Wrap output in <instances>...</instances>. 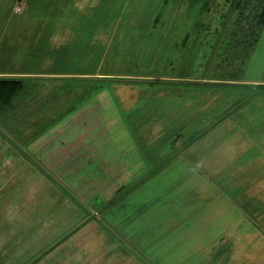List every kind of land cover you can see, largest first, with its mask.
I'll list each match as a JSON object with an SVG mask.
<instances>
[{"label":"rangeland","instance_id":"374dc122","mask_svg":"<svg viewBox=\"0 0 264 264\" xmlns=\"http://www.w3.org/2000/svg\"><path fill=\"white\" fill-rule=\"evenodd\" d=\"M243 1L115 0L113 8L122 12L123 18L119 19L115 33L106 31L115 24V16L103 19L99 37L102 49L109 45L105 56L84 58L87 69L93 64L97 68L101 60L102 74L93 79L96 82L86 83L82 78L73 79L77 77L73 75L63 76L61 82L51 78L47 83V79L26 77L24 87L13 97L15 105L0 110V264H32L35 260L36 264H107L103 260L107 258L109 264H120L127 262L129 254L137 264H159L150 258L149 250L135 248L136 243L147 242V234L128 236L116 228L120 226L117 224L120 219L113 222L101 211L105 194L99 188L103 176L110 171L106 166L111 168L123 157L128 166L140 162V150L148 149L154 142L150 140L156 138L161 127L165 129L161 121L154 124L148 121L151 114L146 112L152 109L147 108L142 112L148 122L134 134L126 122V110L135 106L144 91L175 81L173 87L178 94L185 91L183 95H187L192 89L198 93L197 98L194 95L187 98V110L199 109L198 103H203L215 115L223 106L233 109L235 99L249 98L251 103L247 107L251 106L254 113L246 109L236 112L235 117L231 113L230 120L220 119L214 128L209 127L214 116L197 114L194 123L185 129L187 134L193 133L192 129L204 132L203 141L214 142L206 145H213L211 148L215 150L206 149L204 142L205 146L196 145L198 152L193 154V159L205 163L217 151L219 162L214 165V181L224 198L227 193L229 198L244 193L242 196L249 200L245 201L244 214L238 211L239 216L219 201L214 203L213 210L209 206L207 210L188 214V221L170 232L172 238L163 241L165 248L161 251L168 252V264H183L180 262L191 256H196L197 264H264V233L258 234L248 213L257 212L252 220L262 225L259 192L249 194L240 187L249 177L246 174L254 172L249 165L258 167L257 174L250 175V179L264 175V136L257 137L261 143L256 141L251 148L254 131L264 133V112L257 109L258 104L264 105V94L258 86L255 94L247 88L239 89L241 92L236 97L230 91L226 97L211 102L212 96L203 88L205 83L215 80L264 79V25H261L257 2L251 3L253 7H245ZM123 6H127L126 10H121ZM22 7L18 6V11ZM1 27L0 0V67ZM3 59L7 69L35 70L37 65L45 70L63 67L60 57L39 63L36 60L34 64L28 59L21 62L15 57ZM64 66L74 69L71 61ZM103 76L125 79L127 83H118L116 92L111 87L100 90L98 82ZM253 82L259 84L256 80ZM40 86H45V90ZM177 98L171 96L170 102ZM177 100L185 106V100ZM220 115L224 117L225 113L220 112L217 117ZM146 131H149L147 135ZM155 142L153 145L158 143ZM67 145L70 146L68 155L64 150ZM107 157L114 158L112 163L103 166L109 163ZM94 183H98L97 188ZM260 187L264 201V185ZM218 196L221 195L218 193ZM231 205L238 210L236 203ZM221 220H226L229 226ZM98 224L105 230L94 233ZM198 228L205 230V240L197 241ZM223 229L226 232H218ZM206 232L214 236V247L197 248L208 242ZM96 242H103L105 248L93 249ZM114 255L120 258L119 262L112 260Z\"/></svg>","mask_w":264,"mask_h":264},{"label":"crops","instance_id":"0c3cea01","mask_svg":"<svg viewBox=\"0 0 264 264\" xmlns=\"http://www.w3.org/2000/svg\"><path fill=\"white\" fill-rule=\"evenodd\" d=\"M114 3L115 0H1V78L19 79L21 81L19 87L20 90L24 87L26 77L28 76L47 79V83L51 78L68 75V72L78 74L74 76H81L80 74L84 72H94V74L97 75L101 74V60L97 63V68H93L95 65L93 64L92 66L88 65V67L92 68L87 69V65L84 66L83 63L86 56H105L109 45L106 44L102 49L103 45L101 43V38L99 37L103 29V19L115 16V24L111 25L110 23L111 30H106L115 33L119 19L123 18V13L119 11L116 12L113 8ZM18 6H23V10L18 11ZM126 8L127 6H123L121 10H126ZM96 40H99L100 42L96 44ZM7 49L9 51L8 54L2 53ZM6 57L19 58L17 60L18 62L28 59L32 64H34V61L36 60H38L39 63L43 61L46 62L47 58L60 57L62 59L61 62L63 67L58 70H45L40 69L37 65L35 70H30L26 67L7 69L6 66L2 64V61L4 60L3 58ZM68 58H70V60ZM76 58H81V60ZM70 61L72 62V65L74 63L73 70H68L64 66ZM80 66H82V68H80ZM10 67L13 66L10 65ZM255 80L259 83L264 82V79L262 78L243 79V81L248 83ZM115 86H117V84ZM40 88L45 90V86L44 88L43 86H40ZM217 97L218 96H212L210 101L213 102L217 100ZM138 101L139 98L135 103L137 104ZM149 101H151V98L143 102L146 103ZM250 103L251 102H245L231 110L223 106L216 110L215 115H218L219 112H221V109H223L222 111L225 113V116L223 117L225 120L230 118L229 116L231 113L235 117V113L237 112V114H239L238 111L241 113L242 109H246L245 111H249L250 114L254 113L255 110L251 109V106L250 108L247 107ZM12 104L15 105V103ZM133 106H131V109ZM173 107L174 113L172 112V114L178 119H184L188 116L194 120L197 114L211 116V111L213 112V110L206 105L200 106L199 109H196V107L189 110H187V108L183 109V107L181 108L178 106V103L175 100ZM205 107L206 109H204ZM129 108L127 107V109ZM156 109L157 108L146 113H149L150 116V114H153ZM257 109L258 111L263 110L264 112V105L262 103L258 104ZM226 110H228V112ZM165 114L166 112L163 110L157 109L156 121L164 122L163 116ZM141 117L142 119H145L143 112L141 113ZM159 117H161V119H159ZM214 117L211 119L214 120ZM263 118L264 117H262V119ZM235 120L239 121V119ZM241 120L244 119L242 118ZM250 125L253 129L254 126L252 124ZM243 127L246 126L243 125ZM141 130H143V128H141ZM159 131L161 132L155 136L156 138L150 140L154 142L157 140L155 143H158L153 145L154 142H152L151 146H148V149L143 148L140 150V162L128 166L127 162H123L125 160L123 157L119 163L112 164V167L110 168L106 165L112 163L110 161H112L115 156L112 158L107 157L109 163H105L103 166H106L105 168L110 171H108L107 175L105 174V177L103 176V178H108L109 180H107V182L106 179L104 181L102 178L103 182L99 189H102L101 191L104 190L105 195L104 203L103 205H100V209L101 211L104 210V214H108L107 217L113 222H117V219H120V223H117L120 226L116 227L118 230H121L120 232H123L128 236L133 234L137 236L139 233L147 234L146 237L144 236L147 239V242L145 240L144 242L136 243L137 246L134 244L135 248L138 250L142 249L143 252L145 249L149 250L148 254L151 259L159 264H168L170 261L168 252L166 250L161 251V249L165 248L163 241L172 238L173 236L170 232H173V230L177 231L178 227H182V225L188 221V214L193 215V213L201 209L207 210V207L209 206H211L209 209L213 210L215 206L214 203L219 201L220 203H225L228 211H237L235 214L239 216V212H243L244 214V211H246L247 204H245V201L249 200V198L242 196L244 193L241 195L237 194L238 199L236 195L229 198L228 193L227 197L224 198L220 186H215L214 165H216V161L219 160V154H217V151H213L212 156H210L209 159L207 158L204 161L205 163L194 161L193 157H195V155L193 154L198 152L196 145L205 146L207 142L208 144H212L214 143L212 140H206L204 142L203 139H201L197 141L199 144L184 146L183 144H178L179 141L182 140L180 139L175 143L169 141L171 144H168L167 147V144H160V141L163 140L167 130L162 129L161 127V130ZM148 132L149 131H146V135ZM254 132L255 140L252 141L253 144H251V148L254 145V142L257 141L258 143L259 141L261 143L262 140L257 137L261 138L264 136V133L262 132H257L258 134L256 133V130ZM203 142L205 145H203ZM212 146L213 145H206L205 148L208 149ZM69 148V145H67L65 149L63 148L67 151V155L70 154ZM224 148L225 146L222 147V150ZM211 149L213 150L214 148ZM188 153L189 155L185 156ZM95 158H97V156ZM263 162L264 160H262V163ZM100 163L101 162H99V165H101ZM209 163L211 164V167H209ZM249 166L251 169L253 168L252 170H254V172L250 171L246 175L250 177V175L257 174L256 171L258 169L256 168L258 167L253 165ZM99 167L101 166H98V168ZM249 177L240 183V187L244 192L247 190L249 194L254 193V191L259 192V199L262 203L261 208L263 209L261 212L263 213L262 217L264 219V201L261 197L263 193L260 194V189H262L260 186L264 185V175L259 174L258 178L252 177L253 179H250ZM112 178H114V183L110 181ZM121 180L122 182L118 183ZM98 183H94V188L98 187ZM255 185H257L258 188L254 187ZM105 189H108V192H105ZM214 190H217V193H213ZM218 193L221 196H218ZM231 202L236 203L238 210L231 207ZM248 207H251V205H248ZM248 210H250V208ZM248 213L250 215L249 221L254 224L253 227H256L258 234L261 236V231L264 233V220L262 221V225L259 223L256 224L255 221L252 220V215L257 214V212L248 211ZM181 217L182 221L180 220ZM171 218L173 219V222H171ZM122 219L125 221L123 222ZM221 222L224 225L229 226L227 225L226 220H221ZM111 229L114 231L116 230L114 227H111ZM93 230L94 233H98L105 229L101 228V225L98 224V227H94ZM112 230L110 232H112ZM201 230L202 228L197 229V241L205 240V230L204 232ZM185 231L186 229L183 232ZM218 232L224 233L226 232V229ZM153 233L157 235L153 236ZM206 235L208 237V242L203 243L201 246L199 245L197 248L209 249V247H214V236L210 235L209 232H206ZM220 239H223V237L221 236ZM103 245V242H96L94 243L93 249L103 250V248H105ZM159 250L162 254L159 253ZM204 251L205 250H203V252ZM207 251L208 250H206V256H209ZM132 253L135 254L134 252ZM194 257L196 256H191L190 258L186 257L184 260L185 262L180 263L187 264L188 262H192L193 264H197L198 260ZM126 258L127 262H122L120 264H137L134 256L129 254ZM100 259L101 258H99V260ZM114 259L116 262L120 261V258L115 255L112 260ZM157 259L160 262H158ZM103 260H105V263L109 264L108 258L107 260ZM36 262L37 260L32 264H36Z\"/></svg>","mask_w":264,"mask_h":264},{"label":"trees","instance_id":"16d2710c","mask_svg":"<svg viewBox=\"0 0 264 264\" xmlns=\"http://www.w3.org/2000/svg\"><path fill=\"white\" fill-rule=\"evenodd\" d=\"M255 2H257V7L259 8L261 25H264V0H244L243 4L245 7H249V6L253 7ZM240 3L241 2H239V4ZM251 3H254V4H251ZM67 74L69 76L78 75L77 73H73V72H68ZM93 74H94V72H84V73L80 74L81 76H77L79 78L74 77L73 79L82 78V81L86 82V81H93L94 78L100 76V75H97V76L93 77L92 76ZM62 77L63 76H59L58 78H55V79H57V80H59V82H61L60 79ZM100 79H101V82H98L100 90L101 89L106 90L107 88L111 87L110 89H114L116 92V87H115L116 84L127 83V81L125 79L119 78L117 80V79H114L113 76L112 77L103 76V77H100ZM93 82H96V81L94 80ZM175 82H168L167 85L165 83L163 87H162V85L155 86V88H153L152 90L148 89L149 92L147 90L144 91L145 93H143L140 96L139 101L136 104L137 106L135 105L136 107L134 106L131 110H126V118H127L126 122L128 124V127L132 131V133H134V134L139 133V131L141 130V128L145 122L150 121L151 124L157 123L156 111H157V109H160V110H163L164 112H166V114L163 116V119H164L163 123L165 124V130H167V133L165 134L163 141H162V143L164 145L171 144L169 141H172V143H175L178 140L182 139L181 143L184 146H186V145L195 144L197 141L202 139V137L205 134L204 132L198 133L197 131H195V129H192V130H194L193 133L187 134L188 132L186 133V131H185L186 128L189 129V125H192L194 123L193 121H195V118H194V120L189 118V117L187 119L186 118L185 119H182V118L178 119L175 115L172 114L173 108H174L173 107L174 106V100L176 102L178 101L177 100L178 98L185 100L186 104H184L185 105L184 107L182 105H180V103H179L180 100H179V102H177L179 107H181V108L183 107V109H185L188 107V105H187V101H188L187 98L188 97L193 96V95L195 98L198 97V93L194 92L193 91L194 89L191 90V93L187 92V95H183V94H186L185 91L183 93H181V91H180V93L178 94L176 91L177 88L173 87L176 84ZM162 84H163V82H162ZM20 85H21V81L19 79L1 78V67H0V110L3 109V107L7 108L6 106L13 105L12 104L13 102H11V101H12L15 93H17L19 91ZM168 86H170V87H168ZM258 86H260V89H261L260 92L262 94H264V82L259 83V84L253 83V82L248 83V82L243 81V79H240V80H231V79L215 80L212 82L205 83V86L203 88L207 89L206 91H208L209 96H218V97L224 98L227 96L228 93H230V91H232L234 93V96L236 97L239 94V91H240L239 89L244 90L246 88H247V90L251 91L250 93L255 94ZM238 87H240V88H238ZM168 88H169V90H168ZM170 89L173 90L171 96L178 97L177 99H174V100L172 99L173 100L172 102H170V100H171V96L169 94ZM116 95L118 96L117 93H116ZM245 95H246V93H245ZM118 98H119V96H118ZM150 98H151V101L144 103L147 99L149 100ZM247 99H249V98H237V99H235L236 103H235L234 109L238 105H241V104H244L245 102H248ZM198 105L202 106L203 103H198ZM147 108H148V110L149 109L155 110V108H157L156 111L153 114H151V116L148 118V121L146 119L142 120V118H141V113H142L143 109H147ZM222 110L223 109H221V112H224ZM226 111L228 112V110H226ZM214 116H215L214 120H212L211 124L209 125V127H211V128H214L218 122H221L220 119H223V117L221 115L219 117H217L218 115H214ZM159 119H161V117H159ZM160 143H161V141H160Z\"/></svg>","mask_w":264,"mask_h":264}]
</instances>
